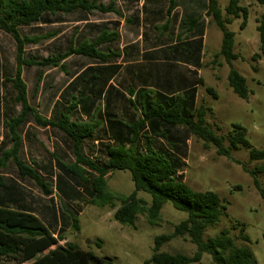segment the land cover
<instances>
[{
    "label": "trees",
    "instance_id": "obj_1",
    "mask_svg": "<svg viewBox=\"0 0 264 264\" xmlns=\"http://www.w3.org/2000/svg\"><path fill=\"white\" fill-rule=\"evenodd\" d=\"M257 3L263 6L256 22L260 51L264 55V0H257ZM94 11H115L121 14L114 9V1L107 6L102 0H0V30L14 38L17 48L16 70L12 77H6V82L12 84L14 104L21 107L17 115L4 120L9 130L8 136L14 142L12 149L4 152V159L13 157L19 177L33 180L45 195L50 196L55 188L67 203L76 202L78 207H73L71 211H59L56 215L55 206L52 205L54 214L48 222L45 214L40 215L33 204L24 200L27 194L17 181L11 179L12 183H6L0 176V264H25L31 260L32 264H115L113 258L108 260L74 243L60 244L66 239L65 232L69 228L80 230L79 215L83 204H110L114 207L115 200L120 201L115 209V219L133 227H136L140 213L147 215L151 225H157L161 211L168 202L177 210L187 213V217L175 225L173 232L155 238L152 257L146 264H192L201 262L204 254L211 255L214 264H259L254 251L246 246H238L227 229L204 239L207 227L220 221L226 214L227 206L217 192L197 191L186 183L183 173L185 161L180 155L184 154L183 147L179 142L186 145L192 134L202 139L205 147L214 145L220 155L227 157L242 146L249 148L250 161H263L254 169L246 168L252 174L263 199L264 187L258 174L264 173V149L252 147L246 138V129L239 124L234 125L229 135L230 144L225 146L224 136L215 133L207 124L210 107L197 104V86L177 95L140 88L136 93L138 104L130 99L134 109L140 108L138 117L133 113L129 115L130 119L126 117L123 120L114 114L107 115L110 129L118 133L115 142L100 141L101 154L93 158L84 154V143L93 140L99 127L96 115L102 116L97 109L100 94H96L94 89L104 77L105 71L110 67L115 68L111 62L120 57L113 49L119 39V33L114 27L119 23L94 22L86 18ZM248 12V8L241 6L239 0H231L224 12L218 0H208L207 16L212 17L223 34L221 49L215 53L213 62L224 56L231 66L229 84L238 96L245 99L250 90L246 78L233 66L232 62L241 55L234 51L235 32L228 28V24L242 16L243 29ZM74 13L80 14L78 18H82L80 20L85 24L81 31H77V37L70 39L65 50L59 49L48 57H25L26 45L38 43L42 36L22 35V27L63 22L65 16ZM198 21L193 19L189 23ZM55 35L48 34L49 37ZM261 54H254L253 60H257ZM72 55L86 57L98 64L87 66L84 70L78 64L71 72L65 60ZM24 66H36L41 71L38 84L45 69L60 68L68 77L74 76L69 88L64 91L76 90L78 95H73L68 104L63 101L57 103L59 114L56 118H45L29 101L27 84L23 78ZM84 82L86 88L92 84V94L83 92ZM200 84H204L203 79H200ZM207 91L218 98L213 87H207ZM130 94L133 95L134 91L130 90ZM79 105L95 119L85 121L80 116L71 119ZM29 120L39 126H50L61 131L72 143L75 159L71 161L67 156L54 154L55 160L49 161V166L36 167L25 163L19 156L23 144L20 128ZM179 128L186 133L183 141L178 136ZM55 169L58 170L56 174ZM116 170L130 171L135 186L131 194L125 196L108 190V177ZM140 192L149 194L150 202L140 197ZM56 225L59 227L55 232L53 230ZM241 230L244 232L245 227L242 226ZM176 237H188L196 245V251L192 255L161 251L164 244ZM243 240L251 241L247 234L243 235ZM97 244L101 247L102 240L97 241Z\"/></svg>",
    "mask_w": 264,
    "mask_h": 264
},
{
    "label": "rangeland",
    "instance_id": "obj_2",
    "mask_svg": "<svg viewBox=\"0 0 264 264\" xmlns=\"http://www.w3.org/2000/svg\"><path fill=\"white\" fill-rule=\"evenodd\" d=\"M114 1V9L120 11L102 12L94 11L86 18L94 22L108 21L114 23L124 20L132 15L139 7L140 0H102L109 5ZM223 12L231 0H218ZM241 6L248 8L246 26L242 29L243 17L235 18L228 28L235 32L234 51L241 57L234 60L233 66L247 81L250 90L248 98L238 96L229 84L228 75L231 69L224 56H220L215 62L214 55L219 52L222 45L223 34L213 21L208 25V33L205 43L206 65L203 67L205 82L200 85L198 92V105L204 104L210 109L207 112L206 121L215 133L224 136V145L228 146L229 135L235 124L246 129V138L256 149H264V55L260 51V36L257 30V17L262 13L263 6L257 0H239ZM80 14L67 15L63 22L54 24H38L22 27V35H40L42 39L38 43H29L25 47V57H48L57 53L59 49L65 50L70 39L77 37V31H81L85 22L78 18ZM128 24V23H126ZM56 33L49 37L48 34ZM74 36V37H73ZM76 36V37H75ZM102 50H104L102 48ZM16 41L6 32L0 30V99L12 103V84L6 82V75L11 76L17 66ZM260 53L257 60L253 56ZM69 67L73 72L75 66L81 65L85 59L77 55L70 56ZM89 61H87L88 63ZM41 72L36 66L23 68V78L27 84L29 96L33 105L38 107L43 115L48 116V110L55 97L68 81V75L60 68H47L44 70L40 85L37 82ZM207 87H213L218 94L214 98L207 91ZM4 102L2 106L4 107ZM5 108V107H4ZM5 116L0 115V176L6 183L15 180L22 186L27 194L25 201L33 204L40 215L50 222L55 206V213L59 211H71L76 202L67 203L53 188L50 196L45 195L40 186L31 179H22L18 175L16 163L13 157L5 160L4 152L14 146L11 138L7 137L9 130L4 123ZM34 132L38 142L24 138L19 156L27 164L49 166V160H53L50 151L55 150L56 142L60 135L49 129L28 124L22 129V133ZM180 154L185 161L183 167L184 180L197 191L212 190L217 192L223 203L226 204V214L215 225L207 227L204 239L219 234L227 229L234 237L238 246L251 248L259 264H264V199L255 185L252 174L247 169H254L263 161H250V149L240 147L232 151V156L220 155L214 145L205 147L204 141L195 135H189L186 145ZM72 158V157H71ZM247 168V169H246ZM55 171L58 172L57 169ZM46 181L48 177H46ZM258 178L264 187V173L258 174ZM12 179V180H11ZM135 189L130 171L116 170L108 177V190L121 195H129ZM140 197L150 202L151 197L145 192L139 193ZM120 205L115 200L114 207L110 204L104 206L83 204L79 215L80 230L69 228L65 232L66 242L74 243L81 248L93 251L99 256L113 258L115 264H146L152 257L155 238L164 233H171L177 223L187 217V213L177 210L168 202L164 205L157 225H151L145 213L137 217L136 227L122 224L114 217L115 209ZM58 224V223H57ZM242 226L245 227L243 232ZM56 225L55 230H58ZM247 234L251 241L243 240ZM102 240L99 247L97 241ZM161 251L171 253L181 252L192 255L196 251V245L188 237H176L164 244ZM33 260L25 263L32 264ZM192 264H214L211 255L204 254L201 262Z\"/></svg>",
    "mask_w": 264,
    "mask_h": 264
},
{
    "label": "crops",
    "instance_id": "obj_3",
    "mask_svg": "<svg viewBox=\"0 0 264 264\" xmlns=\"http://www.w3.org/2000/svg\"><path fill=\"white\" fill-rule=\"evenodd\" d=\"M139 3L137 10L132 15L126 16V23L128 24L124 20L116 21L119 25L114 28L119 33V39L114 43L113 49L120 54V57L111 62L115 68H108L94 89L96 94H100L97 109L102 116L96 115V119L100 123L93 140H88L83 145L84 154L91 158L101 154L100 141L113 143L118 135L116 131L110 129L107 115L114 114L115 117L123 120H126V117L133 113L138 117L140 108L134 109L130 99H133L136 105L138 104L136 93L140 88L159 91L167 95H177L195 86L198 87L199 92L200 85H202L200 79L205 82L203 77V67L206 65L204 63L205 43L208 25L213 22L212 17L207 16L208 0H140ZM193 19H199V21L189 23ZM68 58L65 63L67 69L70 70ZM80 58L89 61L81 64V70L87 66L98 64L86 57ZM13 75L14 73L11 76L6 75V77ZM91 77L90 74V80ZM73 78L74 76L68 77L67 83L50 106L48 116L43 115L41 110L33 105L28 91L31 105L45 118H56L59 114L56 108L57 103L63 101L64 104H68L73 95H78L76 90L64 91L69 88L68 85ZM92 87L91 84L89 88H86L84 82L82 90L92 94ZM130 90L134 91L133 95L130 94ZM14 97L13 90L11 104L8 100L0 99V115L3 114L5 119L17 115L21 110L19 105L14 104ZM4 102L6 103L5 108L2 106ZM82 108L79 105L77 111L72 113L71 119L75 120L79 116L85 121L95 119L94 117L91 118ZM28 124L39 126L34 121L29 120L20 128L23 144L24 138L38 142L34 132L22 133V129ZM39 127L49 128L60 135L55 150L50 151V156L53 157L56 154L60 157L67 156L71 161L75 159L71 148L72 143L61 131L50 126ZM145 130L147 129L145 128ZM185 134V131L179 128L178 136L181 141H183ZM7 137L10 138L8 134ZM161 143L166 145L162 140ZM179 144L184 148V142H179ZM54 160L53 158L49 161ZM56 173L57 171H55Z\"/></svg>",
    "mask_w": 264,
    "mask_h": 264
},
{
    "label": "water",
    "instance_id": "obj_4",
    "mask_svg": "<svg viewBox=\"0 0 264 264\" xmlns=\"http://www.w3.org/2000/svg\"><path fill=\"white\" fill-rule=\"evenodd\" d=\"M105 258L108 259V260L111 259L110 257H105Z\"/></svg>",
    "mask_w": 264,
    "mask_h": 264
}]
</instances>
